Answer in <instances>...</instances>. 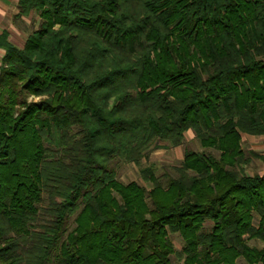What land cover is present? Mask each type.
<instances>
[{
    "label": "trees",
    "instance_id": "trees-1",
    "mask_svg": "<svg viewBox=\"0 0 264 264\" xmlns=\"http://www.w3.org/2000/svg\"><path fill=\"white\" fill-rule=\"evenodd\" d=\"M17 9L42 23L3 45L0 264H264V175L245 170L264 155L241 147L264 137V0ZM187 131L217 155L185 150L166 186L116 180Z\"/></svg>",
    "mask_w": 264,
    "mask_h": 264
},
{
    "label": "rangeland",
    "instance_id": "rangeland-1",
    "mask_svg": "<svg viewBox=\"0 0 264 264\" xmlns=\"http://www.w3.org/2000/svg\"><path fill=\"white\" fill-rule=\"evenodd\" d=\"M23 18L18 24L21 41L24 43L26 38L33 32L39 29L42 20L37 14L30 13L28 16L19 17ZM28 101L37 102L39 98L28 96ZM241 147L244 152H255L264 155V137H254V136H243L241 140ZM185 150H191L194 152H215L207 149H203L195 134L192 131H187L184 134V140L178 147H165L164 143L158 142L157 146H152L149 150L144 153V156L140 160L139 164L132 163H122L115 160L112 164L114 171L116 173V180L121 184L136 183L137 185L149 189L151 185L144 182L140 176V170L142 168H152L156 178L159 182L166 186L169 180L176 176L174 168L178 167L182 161L183 153ZM246 172L250 175L252 174H263L264 165L262 162L256 159H252L250 164L246 166ZM254 224L257 223V218H254ZM209 226V224L205 225ZM169 241L176 250H180L182 247V240L176 234L168 235ZM248 244L257 248L262 247V243L258 241H248ZM171 261L175 263V259L171 257ZM177 263V262H176ZM237 264H246L242 259L236 261Z\"/></svg>",
    "mask_w": 264,
    "mask_h": 264
},
{
    "label": "crops",
    "instance_id": "crops-1",
    "mask_svg": "<svg viewBox=\"0 0 264 264\" xmlns=\"http://www.w3.org/2000/svg\"><path fill=\"white\" fill-rule=\"evenodd\" d=\"M19 0H0V66L5 55L3 45L11 44L21 48L23 42L20 40V29L17 23L23 18H17V4ZM264 175V172L263 174Z\"/></svg>",
    "mask_w": 264,
    "mask_h": 264
}]
</instances>
